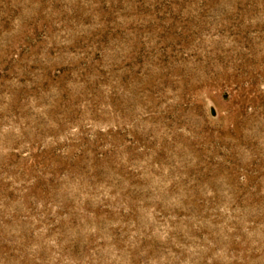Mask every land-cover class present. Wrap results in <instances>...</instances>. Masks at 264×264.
I'll return each mask as SVG.
<instances>
[{"label": "rangeland", "instance_id": "1", "mask_svg": "<svg viewBox=\"0 0 264 264\" xmlns=\"http://www.w3.org/2000/svg\"><path fill=\"white\" fill-rule=\"evenodd\" d=\"M0 264H264V0H0Z\"/></svg>", "mask_w": 264, "mask_h": 264}]
</instances>
